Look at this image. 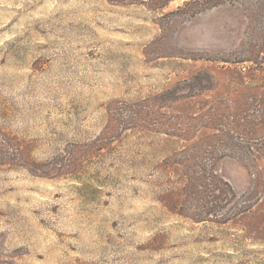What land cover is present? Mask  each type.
I'll list each match as a JSON object with an SVG mask.
<instances>
[{
	"label": "rangeland",
	"instance_id": "1",
	"mask_svg": "<svg viewBox=\"0 0 264 264\" xmlns=\"http://www.w3.org/2000/svg\"><path fill=\"white\" fill-rule=\"evenodd\" d=\"M185 1L0 0V264H264V150L218 160L241 200L195 221L162 132L264 107V0Z\"/></svg>",
	"mask_w": 264,
	"mask_h": 264
},
{
	"label": "trees",
	"instance_id": "2",
	"mask_svg": "<svg viewBox=\"0 0 264 264\" xmlns=\"http://www.w3.org/2000/svg\"><path fill=\"white\" fill-rule=\"evenodd\" d=\"M169 1L171 0H165L164 5ZM221 1L186 0L185 6H180L179 9L188 8L198 13L218 5ZM256 45L261 47L264 43ZM258 52L260 54L262 51L258 50ZM251 60H257V58ZM262 62H264V55ZM187 86L190 89H211L214 86V78L206 71H199L192 79L180 82L162 93L160 99L163 102L168 98L172 99L181 90L180 88ZM254 106L253 103L246 102L240 112L230 114L233 119L220 112L222 116L212 126L214 133L199 139L183 135L180 129L183 125L181 121L178 123L176 133H171L168 129L162 131L168 135L177 136L182 142L173 151V162L181 166L182 174L186 178L183 187L184 197L178 207L180 214L192 217L195 221H204L208 220L211 215L219 217L221 211L227 209L236 199L241 200L230 182L218 174L216 163L226 156L255 161L257 152L264 150V107ZM205 116L209 114L206 113ZM176 117L182 118L183 116L177 115ZM187 126L190 127L191 124L187 122ZM168 158H165V164L170 161ZM245 210L247 209L238 207V214Z\"/></svg>",
	"mask_w": 264,
	"mask_h": 264
}]
</instances>
